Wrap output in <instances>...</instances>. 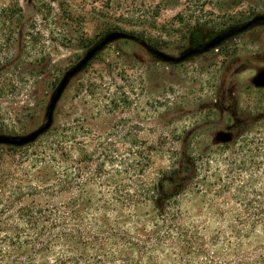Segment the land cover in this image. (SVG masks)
I'll return each mask as SVG.
<instances>
[{"label":"trees","instance_id":"obj_1","mask_svg":"<svg viewBox=\"0 0 264 264\" xmlns=\"http://www.w3.org/2000/svg\"><path fill=\"white\" fill-rule=\"evenodd\" d=\"M22 19L18 0H0V49ZM262 98L197 154L53 123L0 144V264H264Z\"/></svg>","mask_w":264,"mask_h":264},{"label":"rangeland","instance_id":"obj_2","mask_svg":"<svg viewBox=\"0 0 264 264\" xmlns=\"http://www.w3.org/2000/svg\"><path fill=\"white\" fill-rule=\"evenodd\" d=\"M18 1L22 22L0 49V134L11 136L45 121L61 77L113 25L178 56L202 37L264 14V0ZM126 7L138 11L122 18ZM131 15L139 18L128 22ZM262 66L264 24L178 63L160 61L132 40L116 39L70 79L53 125L82 126L91 136L129 135L182 156L197 154L226 139L234 111L248 109L260 95L264 103V89L250 82ZM168 164L160 154L153 167Z\"/></svg>","mask_w":264,"mask_h":264},{"label":"water","instance_id":"obj_3","mask_svg":"<svg viewBox=\"0 0 264 264\" xmlns=\"http://www.w3.org/2000/svg\"><path fill=\"white\" fill-rule=\"evenodd\" d=\"M257 20L264 21V14H260L251 20L236 26L232 27L221 35L216 36L211 39L207 43L203 45L201 51H206L212 47H215L219 41L225 40L229 38L231 35L235 33L241 32L247 29L252 23ZM116 39H128L132 40L142 47H144L147 51H149L155 58L163 62L170 63H178L186 59L189 55L193 54L192 51H185L178 56H174L163 52L159 49L154 48L152 45L148 44L145 40L137 37L135 34L122 31V30H113L104 34L94 45H92L84 54V56L79 60L75 65L69 68L64 75L61 77L59 83L53 90L50 95L49 101L45 110V121L40 124L37 128L32 131L24 134V135H6L0 134V144L14 145V146H22L28 143L35 141L38 137H40L53 123L54 110L57 105L58 100L60 99L64 89L69 83L70 79L80 71L102 48H104L108 43L116 40ZM251 84L257 88H264V68L259 69L250 79Z\"/></svg>","mask_w":264,"mask_h":264},{"label":"flooded vegetation","instance_id":"obj_4","mask_svg":"<svg viewBox=\"0 0 264 264\" xmlns=\"http://www.w3.org/2000/svg\"><path fill=\"white\" fill-rule=\"evenodd\" d=\"M258 15H260V14H258ZM258 15H255L254 17H256V16H258ZM254 17H252V18H254ZM251 18V19H252ZM250 19V20H251ZM249 21V20H248ZM247 22V21H246ZM264 24V21L263 20H257V21H255L254 23H252L247 29H245V30H243V31H246V30H248V29H250V28H252V27H254V26H256V25H263ZM230 28H228V29H225V30H223V31H221V32H219V33H216V34H213V35H211V36H206V37H202L201 38V40L198 42V43H196L195 45H193V46H191V47H189L186 51H192V52H202L201 50H202V48H203V45L205 44V43H207L208 41H210L211 39H213V38H215L216 36H218V35H221V34H223L224 32H226L227 30H229ZM243 31H241V32H243ZM241 32H238V33H241ZM200 33V30H198L197 32H194V35L196 34V36L198 35ZM238 33H235V34H238ZM234 34V35H235ZM233 35H231L229 38H231ZM229 38H227V39H229ZM227 39H225V40H222V41H219L216 45H219V44H221L222 42H224V41H226ZM213 48V47H212ZM261 68H264V66H262V67H260L259 69H261ZM258 69V70H259ZM257 70V71H258ZM256 71V72H257ZM253 86V85H252ZM254 87V86H253ZM254 88H256V89H264V88H257V87H254ZM234 115L236 116V120H235V122L237 121V115H236V111H234ZM234 122V123H235ZM233 123V124H234Z\"/></svg>","mask_w":264,"mask_h":264}]
</instances>
